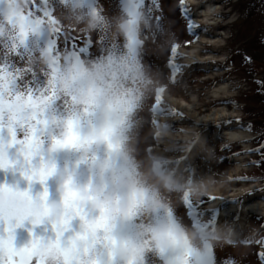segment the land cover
Instances as JSON below:
<instances>
[{
	"label": "clouds",
	"instance_id": "9594fccd",
	"mask_svg": "<svg viewBox=\"0 0 264 264\" xmlns=\"http://www.w3.org/2000/svg\"><path fill=\"white\" fill-rule=\"evenodd\" d=\"M26 3L6 4L5 16ZM52 6L56 22L38 25L25 38L64 29L97 40L98 52L41 43L18 57L23 70L17 79L31 87L19 98L13 92L0 109V170L13 177L0 183V215L8 213L14 227L32 225L27 244L35 238L47 264H149L150 258L211 264L213 256L219 264L216 250L231 243V230L179 212L186 196L203 194L184 165L169 163L192 134L174 129L167 114L152 120L153 98L167 83L145 53L156 42L164 51L168 33L139 0H117L112 9L105 0H52ZM20 31L18 24L0 23V40ZM57 103L63 111L54 109ZM22 108L40 127L31 149L13 143L7 130ZM21 134L30 137L31 127ZM156 142L159 147L149 150ZM37 185L42 190L34 191ZM40 226L42 234L35 231Z\"/></svg>",
	"mask_w": 264,
	"mask_h": 264
},
{
	"label": "rangeland",
	"instance_id": "374dc122",
	"mask_svg": "<svg viewBox=\"0 0 264 264\" xmlns=\"http://www.w3.org/2000/svg\"><path fill=\"white\" fill-rule=\"evenodd\" d=\"M199 1L207 4V7L212 2ZM218 1V13L215 11L212 17L195 22L199 26L196 29L198 35H193L188 30L189 19L181 13L180 3L184 1L159 0L155 17L163 20V28L168 33L169 40L164 51L160 50L159 42L150 43L145 59L158 68L166 79L164 100L167 109H160L161 114L169 115L173 120V128L181 134L188 133L186 128L193 129L190 132L192 142H188L180 151L173 152V160H180L169 163L177 167L184 165L185 170L197 179L203 194L194 199L200 202V208L206 214L205 219L214 218L218 226L231 230L232 243L235 244L225 242L216 250L219 264H262L257 251L264 247L260 243L264 240V217L259 212L246 211L245 205L256 202L257 199L264 200V164L260 163L264 156L260 152L251 151L264 146V0ZM116 2L117 0H105L110 9L115 7ZM200 9L195 4L189 8L193 20L201 15ZM208 31L217 33L219 41L216 46L200 45L201 40L196 42L198 37L206 35ZM71 32L78 37L87 38L82 33ZM214 35L208 36L215 37ZM93 42L95 46L90 49L92 54L98 52V41L93 39ZM175 44L180 45L178 52L181 54L177 63L188 67L173 81L168 62ZM196 44L197 47H194ZM201 46L212 50L202 51L200 55L213 53L216 61L184 64L188 62V54H191L192 49L198 50ZM39 83L44 84L46 81L41 80ZM222 84L227 86V91L218 92L217 95L216 90ZM221 97L227 98L226 101L221 102ZM154 102L155 98L152 102L153 121L158 116L153 110ZM184 103H193L192 111L201 115L226 109L229 112L224 119H229L188 126L189 113L184 108ZM54 109L60 112L63 111V106L57 103ZM230 117L235 119L231 120ZM231 124L248 134L250 140L246 146L224 140L222 132ZM215 125L219 126L218 129ZM196 133L199 135L195 136ZM152 146L159 147V143L150 145L149 150ZM245 149L248 151H244ZM61 160L63 161V157ZM12 180L10 173L0 170V183ZM254 186L256 188L251 190ZM49 188L55 196V180L49 182ZM40 190L39 185L34 189ZM257 195L261 198H257ZM211 197L216 199L209 200ZM215 202L218 207L207 209ZM179 212L188 214L184 205L179 208ZM223 214L230 217L223 219ZM31 230L32 225L28 222L16 229L15 242L18 247H23L30 241ZM43 230L44 226L35 229L39 234ZM15 259L19 261L20 258ZM32 264H37L35 258ZM149 264H157L156 259L150 258Z\"/></svg>",
	"mask_w": 264,
	"mask_h": 264
},
{
	"label": "snow or ice",
	"instance_id": "6c2138e0",
	"mask_svg": "<svg viewBox=\"0 0 264 264\" xmlns=\"http://www.w3.org/2000/svg\"><path fill=\"white\" fill-rule=\"evenodd\" d=\"M13 2V0H0V23L10 22L12 24H18L21 27V31L15 36L10 37L8 40H0V109L6 105L8 97L13 93H22V89L31 87V84H22L18 79L17 75L23 70V65L20 63L18 57H22L26 54H31L35 48H39L41 43L45 46L52 47H64L72 48L79 51L83 55H92L90 49L95 46L94 42L90 38H82L76 36L73 32L61 29L55 33L48 32L37 36L34 41H30L25 37L30 31H33L40 24H51L56 22L54 14V8L52 6V0H27L25 6H23L14 15L5 16L4 7L6 4ZM132 4L135 5L137 0H131ZM139 3L144 5L151 17L163 31V20L159 17H155V13L159 8V0H139ZM34 5V7H33ZM182 12L189 19V32L193 35H198L196 29L199 27L192 20V13L189 10V6L185 3L181 4ZM180 45L175 44L172 48L169 67L172 72V78L175 80L176 77L182 72L185 67L183 64L177 63L180 57L178 52ZM20 49H23L21 52ZM165 89H160V94L156 97L154 109H167L164 100ZM32 97L29 95L28 100L31 101ZM12 123L7 125L8 133L12 139V142L17 141L26 143L29 149L33 148L38 140L40 127L37 118L30 116L26 108H22L19 112L15 113L10 117ZM32 121L30 126L29 122ZM231 123V121H229ZM31 127V136L26 137L21 133L27 131ZM4 126L0 125V134L3 133ZM198 136L199 134H194ZM253 152H260L264 156V146L259 149L251 150ZM264 164V158L260 161ZM215 197L209 198L214 200ZM188 209V214L195 222L201 223L206 227H215L217 224L215 219H205V212L200 208V202L196 201L191 196H186L184 202ZM195 209V213H193ZM39 222V221H37ZM6 225V227H5ZM10 222V215L4 213L0 215V264H32L33 258L37 260V264H47L44 255L41 253L39 242L33 238L30 244H26L23 247L16 245V228ZM232 242V241H231ZM264 244V240L260 241ZM19 257V261L15 258ZM262 260H264V253L260 254ZM211 264H216V258L213 256Z\"/></svg>",
	"mask_w": 264,
	"mask_h": 264
},
{
	"label": "bare ground",
	"instance_id": "6f19581e",
	"mask_svg": "<svg viewBox=\"0 0 264 264\" xmlns=\"http://www.w3.org/2000/svg\"><path fill=\"white\" fill-rule=\"evenodd\" d=\"M191 2H193L194 4H197L201 7V15L195 19V22H199L202 19H206V18H209V16H213L215 11H217L216 13H218V10H219V7L216 5L218 4V0H212L211 4L208 5V7H210L208 9L207 7V4H203L201 3L199 0H189ZM214 6V7H213ZM213 7V8H212ZM214 20V18H212ZM205 33V31H204ZM211 34H215L213 36H208V35H211ZM217 33H212L210 31H208L206 33V35H201L202 37H198V39H196V42L199 41L200 45H204L205 43H210V44H213V45H217L218 41L217 40ZM198 44L194 45V47H197ZM206 50H212L210 48H207V47H199L198 50H193L192 49V52L191 54H188V57L187 58V64H191V63H194V62H211L212 60H215L216 61V56L213 55V53H209L208 55L206 56H203V55H200V53L202 51H206ZM205 57V58H204ZM226 92L227 91V86L225 84H222V86H219L218 89L216 90V93L218 95V92ZM223 98V99H222ZM227 98H224V97H221L220 101L221 102H225ZM192 100L190 99L189 102H191ZM186 105V107H184L185 109H187L186 111L189 113L188 115V119L187 121L189 122V125L188 126H192V127H195L197 125H200V124H205V122H211V121H222L225 119H229L228 118H225L224 119V116L227 117V113L229 112L228 110L226 109H222L221 111H213L212 113H209V114H198L194 111H192V108H193V103H184ZM195 105V104H194ZM189 109V110H188ZM234 113V112H233ZM231 120H234L235 118L233 117H230ZM187 126V127H188ZM215 127L218 129V125H215ZM193 129L192 128H186V131L188 133H190ZM224 140H228L229 142H234V141H238L241 146H246L248 143V141L250 140V138L248 137V134L247 133H244L243 131L241 130H237L236 127L231 124L229 125L228 127L225 128V135H224ZM188 142H184L182 143L178 148H176L173 152H178L182 149V147L184 146H187ZM184 149V148H183ZM247 150V149H245ZM248 151V150H247ZM246 151V152H247ZM242 160V159H241ZM264 182V181H263ZM258 186V185H257ZM262 186H264V183L262 184ZM256 186H254V188H252L251 190L255 189ZM242 191V189H240ZM235 195L236 197L237 194H233ZM234 196V197H235ZM257 198H261L260 195H257L256 196ZM232 199V198H231ZM217 202V201H216ZM216 202L213 204V208L218 206L216 204ZM245 210H249V212H259L262 216L264 215V200L263 199H257L256 202H251V203H247L245 205ZM240 239V237L238 238ZM261 252L264 253V248L261 249Z\"/></svg>",
	"mask_w": 264,
	"mask_h": 264
}]
</instances>
